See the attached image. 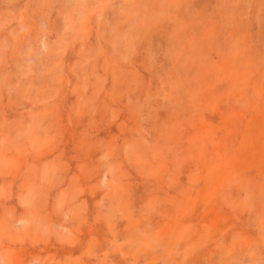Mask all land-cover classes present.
<instances>
[{
    "label": "rangeland",
    "instance_id": "rangeland-1",
    "mask_svg": "<svg viewBox=\"0 0 264 264\" xmlns=\"http://www.w3.org/2000/svg\"><path fill=\"white\" fill-rule=\"evenodd\" d=\"M122 1L0 0V264H264V0Z\"/></svg>",
    "mask_w": 264,
    "mask_h": 264
},
{
    "label": "bare ground",
    "instance_id": "bare-ground-1",
    "mask_svg": "<svg viewBox=\"0 0 264 264\" xmlns=\"http://www.w3.org/2000/svg\"><path fill=\"white\" fill-rule=\"evenodd\" d=\"M122 1V0H121ZM171 1V0H170ZM175 1V0H174ZM178 1V0H177ZM193 1V0H192ZM197 1V0H196ZM122 2H125L126 3V1H122ZM165 2V1H164ZM172 2V1H171ZM195 2V1H194ZM129 3V2H128ZM173 3H175V2H173ZM173 3H170V5L171 4H173ZM130 4V3H129ZM161 4V3H160ZM160 4H159V7H161L160 6ZM186 4V3H185ZM192 4V3H191ZM162 5V4H161ZM164 5V4H163ZM170 5H168V6H170ZM176 5H178L177 3H176ZM183 5V4H182ZM189 5H190V3H189ZM131 6V5H130ZM167 6V7H168ZM179 6V5H178ZM128 7H129V5H128ZM124 8V7H123ZM169 8V7H168ZM170 9V8H169ZM183 9H184V7H183ZM189 9V8H188ZM180 10V9H179ZM185 10V9H184ZM129 11V10H128ZM170 11V10H169ZM168 11V12H169ZM193 11V10H192ZM167 12V11H166ZM186 12H187V10H186ZM126 13V12H125ZM169 13H171V11L169 12ZM174 13H175V11H174ZM180 14H181V12H179ZM188 13V12H187ZM133 14H135V13H133ZM185 14V13H184ZM123 15V14H122ZM170 15V14H169ZM179 15V14H178ZM187 15V14H186ZM181 16V15H180ZM120 17H121V15H120ZM119 17V18H120ZM123 17V16H122ZM130 17V16H129ZM186 17V16H185ZM132 18V17H131ZM128 19V18H127ZM135 19V18H134ZM165 19V18H164ZM163 19V20H164ZM166 19H168V18H166ZM171 19V18H170ZM117 20V19H116ZM129 20V19H128ZM131 20V19H130ZM129 20V21H130ZM163 20H162V23H163ZM120 21L121 20H119V22H118V24H120ZM132 21H133V19H132ZM131 21V22H132ZM169 21L167 20V22L166 23H168ZM115 23V22H114ZM123 23V22H122ZM125 23H126V21H125ZM133 23V22H132ZM170 23V22H169ZM127 24V23H126ZM138 24V23H137ZM148 24V23H147ZM115 25V24H114ZM145 25H146V23H145ZM169 25H173V23L172 24H169ZM137 26V25H136ZM143 26V25H142ZM161 26V28H162V25H160ZM160 26H158V27H160ZM164 26H165V24H164ZM121 27V26H120ZM139 27V26H138ZM146 27V26H145ZM166 27V26H165ZM173 27H174V25H173ZM115 28H116V26H115ZM122 28V27H121ZM167 28V27H166ZM124 29V28H123ZM136 29V28H135ZM141 29V28H140ZM160 29V28H159ZM158 29V30H159ZM163 29V28H162ZM160 30V32H162L163 30ZM172 29H174L175 30V28H172ZM176 29H178V28H176ZM183 29V28H182ZM132 30V29H131ZM137 30H139L138 28H137ZM144 29H143V27H142V31H143ZM149 30V29H148ZM173 30V31H174ZM124 31V30H123ZM145 31V30H144ZM147 31V30H146ZM155 31V30H154ZM120 32L121 31H119L118 33L120 34ZM138 32H140V31H138ZM152 32V31H151ZM159 32V31H158ZM172 31H170L169 33H171ZM180 32H181V30H180ZM189 32V31H188ZM187 32V33H188ZM190 32H193V33H195L193 30L192 31H190ZM132 33V32H131ZM147 33H149V31L147 32ZM122 34V33H121ZM128 34V33H127ZM133 34V33H132ZM158 34V33H157ZM161 34V33H160ZM164 34H166V33H164ZM168 34V33H167ZM175 34V33H174ZM182 34V33H181ZM189 34V33H188ZM152 36H155V35H153V34H151ZM180 35V34H179ZM184 35V33L182 34V36ZM133 36H134V34H133ZM143 36V35H142ZM145 36V35H144ZM158 36H160V35H158ZM171 36H172V34H171ZM130 37V36H129ZM146 37V36H145ZM156 37H157V35H156ZM164 37V36H163ZM163 37H161V40H160V38H159V40L160 41H162V39H163ZM184 37H186L187 38V36H185L184 35ZM158 38V37H157ZM166 38V37H165ZM168 38V37H167ZM180 38V37H179ZM132 39V38H131ZM171 39V38H170ZM174 39V38H173ZM189 39V38H188ZM193 39V38H192ZM158 40V39H157ZM181 40H182V38H181ZM130 41V40H129ZM128 41V42H129ZM152 41L154 42V39H152ZM156 41V40H155ZM166 41V40H165ZM168 41V40H167ZM178 41H179V39H178ZM186 41H188V46H187V44H185V48L184 49H182V47H179V48H181V50H182V56L181 57H183L184 58V61H185V63H187V62H189V63H192V61L193 60H195V55L194 54H196V52L197 51H199V49H198V42L197 41H199L198 39L194 42V40L193 41H191V39H189V40H184V38H183V43L182 44H184ZM127 42V41H126ZM127 42V43H128ZM135 42V41H134ZM142 42H144V41H142ZM176 42V41H175ZM182 42V41H181ZM141 43V42H140ZM146 43V42H145ZM155 43V42H154ZM162 43V42H161ZM129 44V43H128ZM142 44V43H141ZM169 44V43H168ZM174 45H175V43H173ZM172 44V45H173ZM130 45V44H129ZM163 45H165V44H162V46ZM143 46V45H142ZM141 46V47H142ZM146 46V45H145ZM155 46H156V44H155ZM176 46V45H175ZM160 48L159 49H161V46H159ZM169 47H170V45H169ZM176 47H178V46H176ZM113 48V47H112ZM172 48V47H171ZM178 48V49H179ZM141 49V48H140ZM143 49V48H142ZM113 50V49H112ZM116 50V49H115ZM144 50V49H143ZM142 50V51H143ZM164 50V49H163ZM172 50V49H171ZM172 51H174V50H172ZM179 51V50H178ZM112 52V51H111ZM138 53H139V51H137ZM137 52H135V53H137ZM141 52V51H140ZM144 52V51H143ZM143 52H142V54H143ZM163 52V51H162ZM169 52V51H168ZM180 52V51H179ZM137 53V54H138ZM157 53V52H156ZM161 53V52H160ZM170 53V52H169ZM177 55V54H176ZM134 56H135V54H134ZM160 56V55H159ZM194 56V57H193ZM173 57V56H172ZM171 57V58H172ZM176 57V56H175ZM176 59V58H175ZM167 60V59H166ZM173 60V59H172ZM180 60V59H179ZM168 61V60H167ZM169 62H170V59H169ZM173 62H175V61H173ZM179 63H181L180 61H178ZM183 62V61H182ZM196 63H197V61H195ZM188 63V64H189ZM188 64H186L187 66H188ZM144 65V64H143ZM191 65V64H190ZM115 66V65H114ZM135 66V65H134ZM119 67V66H118ZM180 67V66H179ZM186 66H184V68H185ZM189 67V66H188ZM192 67V66H191ZM195 67V66H194ZM121 69V68H120ZM115 72V71H114ZM177 72V71H176ZM194 73H196V71L194 72ZM192 74V73H191ZM181 75H182V73H181ZM192 75H194L195 76V74H192ZM199 75V74H198ZM200 75H201V72H200ZM202 76V75H201ZM189 78V77H188ZM196 78H197V74H196ZM198 79H200V78H198ZM195 81H196V79H195ZM175 83V82H174ZM200 84V83H199ZM193 85V84H192ZM197 85V84H196ZM191 86V85H190ZM197 87V86H196ZM196 87H195V89H196ZM181 88H182V86H181ZM185 88V87H184ZM183 91V90H182ZM203 91V90H202ZM187 92H190V90L189 91H187ZM203 93V92H202ZM206 93V92H205ZM215 93V92H214ZM187 94H189V93H187ZM191 94V93H190ZM195 95V94H194ZM193 95V96H194ZM206 95V94H205ZM187 96V95H186ZM189 96V95H188ZM222 97V96H221ZM187 98V97H186ZM191 98H192V96H191ZM199 98H201V97H199ZM189 100V99H188ZM226 101V100H225ZM184 102V101H183ZM186 102V101H185ZM188 103H190V102H188ZM188 103L186 102V104L188 105ZM194 103V102H193ZM197 103V102H196ZM199 103V102H198ZM198 103H197V105H198ZM225 104V103H224ZM196 104H193V106H195ZM196 105V106H197ZM225 105H227V104H225ZM190 106V105H189ZM195 106V107H196ZM201 106V105H200ZM188 107V106H187ZM196 108H198V107H196ZM189 109H190V107H189ZM187 112V111H186ZM189 112H191V111H189ZM181 113V112H180ZM186 113H184V114H182L183 116L185 115ZM187 114H188V112H187ZM186 114V115H187ZM189 115V114H188ZM182 117V116H181ZM190 117V116H189ZM187 119V118H186ZM180 122V121H179ZM180 124H182V123H180ZM183 127V126H182Z\"/></svg>",
    "mask_w": 264,
    "mask_h": 264
}]
</instances>
